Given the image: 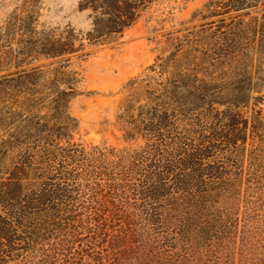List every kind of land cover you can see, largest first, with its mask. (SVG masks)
Wrapping results in <instances>:
<instances>
[{
  "label": "trees",
  "instance_id": "16d2710c",
  "mask_svg": "<svg viewBox=\"0 0 264 264\" xmlns=\"http://www.w3.org/2000/svg\"><path fill=\"white\" fill-rule=\"evenodd\" d=\"M150 1L80 0L86 31H44L28 47L66 57L47 83L38 67L0 75V264H226L231 244L250 240L244 223L264 203V121L241 107L258 83L216 89L203 74L254 66L264 24L221 31L213 45L195 31L172 38L118 115L138 148L73 141L77 79L64 68L120 38ZM233 1L255 0L213 3Z\"/></svg>",
  "mask_w": 264,
  "mask_h": 264
},
{
  "label": "rangeland",
  "instance_id": "374dc122",
  "mask_svg": "<svg viewBox=\"0 0 264 264\" xmlns=\"http://www.w3.org/2000/svg\"><path fill=\"white\" fill-rule=\"evenodd\" d=\"M213 1L216 0H151L120 38L108 44L87 47L85 58H74L64 68L74 72L77 79L75 88L78 95L72 99L69 108L78 121V128L73 133L74 142L87 150L94 146L118 151L138 148L143 141L125 136V127L118 115L127 95L135 87L145 86L143 79L150 73L148 67L172 50L175 45L172 38L195 31L201 43L213 45L221 31L239 30L243 23L264 24V0H246L245 5L233 1L228 2V6L219 7L214 6ZM79 2L0 0V75L38 67L42 70L40 83H47L55 69L64 64L66 57L49 58L28 47H35L44 31L62 30L67 25L86 31L90 20L87 19V11H79ZM250 35L255 37L253 32ZM261 50L264 53V45ZM246 53L254 55L255 52L246 48L238 51L240 57H245ZM203 75L216 89L224 82L227 86L241 87L243 79L250 76L253 83L256 81L258 84L253 86L251 98L241 111L245 117H250L253 109H260L264 121V56L255 60L254 66L245 72L235 73L223 65ZM3 134L4 131L0 130V137ZM261 135L264 140V132ZM244 225V229L250 231L247 233L250 240L240 249L231 244L230 260L226 264H264V203Z\"/></svg>",
  "mask_w": 264,
  "mask_h": 264
}]
</instances>
